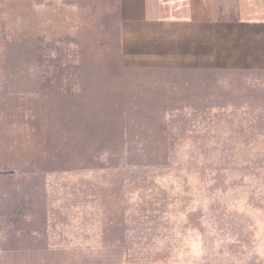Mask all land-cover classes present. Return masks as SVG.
Masks as SVG:
<instances>
[{"label":"rangeland","instance_id":"obj_1","mask_svg":"<svg viewBox=\"0 0 264 264\" xmlns=\"http://www.w3.org/2000/svg\"><path fill=\"white\" fill-rule=\"evenodd\" d=\"M117 2L0 0V264H264V73Z\"/></svg>","mask_w":264,"mask_h":264},{"label":"crops","instance_id":"obj_2","mask_svg":"<svg viewBox=\"0 0 264 264\" xmlns=\"http://www.w3.org/2000/svg\"><path fill=\"white\" fill-rule=\"evenodd\" d=\"M117 1L126 26L149 28L144 34L151 36L174 34L178 47L205 53L224 71L264 73V0ZM8 178L0 173V236L22 203L21 190L8 188Z\"/></svg>","mask_w":264,"mask_h":264}]
</instances>
